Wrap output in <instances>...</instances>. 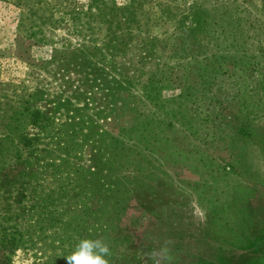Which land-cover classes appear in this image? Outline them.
Masks as SVG:
<instances>
[{
	"label": "rangeland",
	"instance_id": "obj_1",
	"mask_svg": "<svg viewBox=\"0 0 264 264\" xmlns=\"http://www.w3.org/2000/svg\"><path fill=\"white\" fill-rule=\"evenodd\" d=\"M16 2L0 99L36 92L23 171L50 206L0 264H67L83 238L110 264L167 240L172 264H264V0Z\"/></svg>",
	"mask_w": 264,
	"mask_h": 264
},
{
	"label": "trees",
	"instance_id": "obj_2",
	"mask_svg": "<svg viewBox=\"0 0 264 264\" xmlns=\"http://www.w3.org/2000/svg\"><path fill=\"white\" fill-rule=\"evenodd\" d=\"M21 3L25 7L29 6L27 0H17L16 5H21ZM21 20H24V17H21ZM34 95L36 92L18 95L22 100L20 99L21 101L16 105L15 101L6 100L4 97L0 99V133L5 141H0V256L3 258H5V250L16 247L19 243V238L14 236L17 225L33 223L39 224L41 228V221L47 219L39 220L37 216H41L42 209L46 211L50 206L48 203L37 206L34 201L32 202V197L35 195L26 182L29 177L31 179L33 176L23 171L25 161L22 159V153L23 151H27V154L32 152V149L30 151L32 139L24 130L29 125H33L37 121V116L41 115L37 109L31 107ZM7 112H9L8 115ZM62 192L64 195L65 190L63 189ZM22 197L31 198L26 207L24 204L26 201ZM46 197L48 202H51L53 194H47ZM11 198L15 201L14 203ZM25 212L31 213L30 221L22 219L25 218ZM49 223L47 222V225ZM26 226H31V224H26Z\"/></svg>",
	"mask_w": 264,
	"mask_h": 264
},
{
	"label": "clouds",
	"instance_id": "obj_3",
	"mask_svg": "<svg viewBox=\"0 0 264 264\" xmlns=\"http://www.w3.org/2000/svg\"><path fill=\"white\" fill-rule=\"evenodd\" d=\"M111 250L108 243L100 238H83L69 255L67 264H110ZM172 242L158 243L145 254L146 264H172Z\"/></svg>",
	"mask_w": 264,
	"mask_h": 264
},
{
	"label": "crops",
	"instance_id": "obj_4",
	"mask_svg": "<svg viewBox=\"0 0 264 264\" xmlns=\"http://www.w3.org/2000/svg\"><path fill=\"white\" fill-rule=\"evenodd\" d=\"M251 257H253V259L255 260H258V259H261L264 257L260 252L259 253H250ZM251 259V260H253ZM250 260V261H251ZM261 260H259L261 262ZM255 262H251V264H254ZM261 264V263H260Z\"/></svg>",
	"mask_w": 264,
	"mask_h": 264
}]
</instances>
